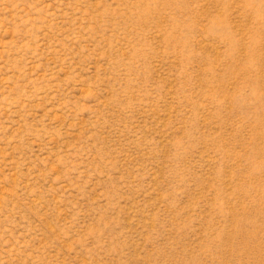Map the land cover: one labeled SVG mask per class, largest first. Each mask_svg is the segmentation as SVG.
<instances>
[{
  "label": "rangeland",
  "instance_id": "rangeland-1",
  "mask_svg": "<svg viewBox=\"0 0 264 264\" xmlns=\"http://www.w3.org/2000/svg\"><path fill=\"white\" fill-rule=\"evenodd\" d=\"M0 264H264V0H0Z\"/></svg>",
  "mask_w": 264,
  "mask_h": 264
}]
</instances>
